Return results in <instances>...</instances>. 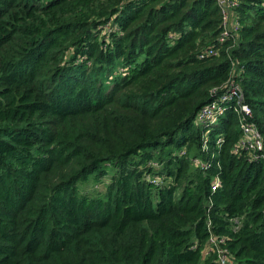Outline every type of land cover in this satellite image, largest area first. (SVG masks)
Listing matches in <instances>:
<instances>
[{
  "label": "trees",
  "instance_id": "1",
  "mask_svg": "<svg viewBox=\"0 0 264 264\" xmlns=\"http://www.w3.org/2000/svg\"><path fill=\"white\" fill-rule=\"evenodd\" d=\"M221 16L0 0V264H264V0H236L225 36ZM235 87L255 152L234 99L197 122Z\"/></svg>",
  "mask_w": 264,
  "mask_h": 264
},
{
  "label": "built area",
  "instance_id": "2",
  "mask_svg": "<svg viewBox=\"0 0 264 264\" xmlns=\"http://www.w3.org/2000/svg\"><path fill=\"white\" fill-rule=\"evenodd\" d=\"M217 4L221 10V19H222V36H225L229 32V21H230V8L236 4V0H216ZM221 39V38H220ZM209 54L211 51L208 52ZM228 99H234L236 106L235 110L239 116V126L241 130V136L239 143L236 145L245 147L246 150L251 149L254 152L261 149V136L258 131L255 123L250 121L249 118L251 116V110L249 106L242 102V93L238 89V87L233 88L229 91L221 93L216 98H214L211 103L203 106L197 114V122L198 123H214L217 121L216 114L222 113L223 108L219 105V101L223 102ZM221 140V138L217 139V143ZM237 150V149H235ZM203 165V164H202ZM218 264H233L229 262L228 257L224 253L223 250H219Z\"/></svg>",
  "mask_w": 264,
  "mask_h": 264
},
{
  "label": "rangeland",
  "instance_id": "3",
  "mask_svg": "<svg viewBox=\"0 0 264 264\" xmlns=\"http://www.w3.org/2000/svg\"><path fill=\"white\" fill-rule=\"evenodd\" d=\"M108 178L109 177H106L103 182L101 181L100 183H98L99 181H97L95 178L89 177L86 181H84V182L81 181L80 183H78V189H79V191L80 190H84V191L89 190L90 191L89 193L92 196H96L98 194L99 190L104 189V186H105L104 183H108V180H109Z\"/></svg>",
  "mask_w": 264,
  "mask_h": 264
}]
</instances>
